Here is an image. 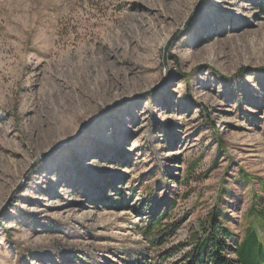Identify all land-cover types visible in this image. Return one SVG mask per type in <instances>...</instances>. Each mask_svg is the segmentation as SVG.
<instances>
[{
  "label": "rangeland",
  "instance_id": "obj_1",
  "mask_svg": "<svg viewBox=\"0 0 264 264\" xmlns=\"http://www.w3.org/2000/svg\"><path fill=\"white\" fill-rule=\"evenodd\" d=\"M130 1L0 0V264H184L212 215L233 248L264 198V0H187L134 75L66 96L61 53L110 41Z\"/></svg>",
  "mask_w": 264,
  "mask_h": 264
},
{
  "label": "bare ground",
  "instance_id": "obj_2",
  "mask_svg": "<svg viewBox=\"0 0 264 264\" xmlns=\"http://www.w3.org/2000/svg\"><path fill=\"white\" fill-rule=\"evenodd\" d=\"M186 2L187 0H131L129 3H124L125 13L120 20L118 19L117 25L107 29L110 41L96 37L97 39L88 40L84 44L65 48V52L61 53V56L66 60L69 58L70 64H76L75 66L72 64L71 68L73 69V78L75 81L77 80V83H72L70 86L63 79L62 92L70 97L85 93L90 87L91 78L96 71L101 74L100 83L105 87L122 84L123 82L116 79L117 77H120L121 74L128 76L135 73L130 56L144 51H151L164 31L175 23V17L178 15L179 9ZM144 41L149 45L151 44L150 47L141 46ZM79 70L80 73L74 76V72ZM111 81L115 84L113 85ZM32 112L31 117H36L35 130L32 131V134L28 133V136L34 135L37 138L36 141L40 139L41 142H45L44 144H48L52 140L44 131V127L49 125L48 118L42 110L34 109ZM69 206L74 208H69ZM78 206L79 202L76 201L74 205L66 204L60 207L62 211L66 210L58 218L68 222L78 213L83 218L85 212ZM55 238L56 236L49 235L46 238L47 240H32L30 241L32 244H29V246L35 250L52 251L62 246L58 240L53 241Z\"/></svg>",
  "mask_w": 264,
  "mask_h": 264
},
{
  "label": "trees",
  "instance_id": "obj_3",
  "mask_svg": "<svg viewBox=\"0 0 264 264\" xmlns=\"http://www.w3.org/2000/svg\"><path fill=\"white\" fill-rule=\"evenodd\" d=\"M263 185L261 183L260 187L264 189ZM258 204L248 214L249 224L244 230L242 241L233 248L224 239L226 233L219 221L220 214L212 215L207 226L202 228V236L194 240L193 249L188 253L184 264H264V243L253 223L256 218L264 224V198L259 197ZM160 223L161 218L150 229L157 228Z\"/></svg>",
  "mask_w": 264,
  "mask_h": 264
},
{
  "label": "water",
  "instance_id": "obj_4",
  "mask_svg": "<svg viewBox=\"0 0 264 264\" xmlns=\"http://www.w3.org/2000/svg\"><path fill=\"white\" fill-rule=\"evenodd\" d=\"M165 60H166V58H165V55H164V57H163V63H165ZM152 91H155V89L152 90ZM73 138H74V136L70 137V138H69V141L72 140Z\"/></svg>",
  "mask_w": 264,
  "mask_h": 264
}]
</instances>
